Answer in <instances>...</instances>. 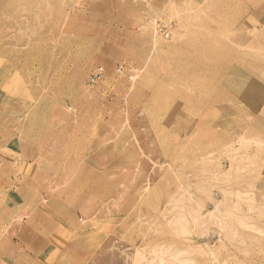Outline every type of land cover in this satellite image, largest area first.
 Listing matches in <instances>:
<instances>
[{
	"label": "rangeland",
	"instance_id": "rangeland-1",
	"mask_svg": "<svg viewBox=\"0 0 264 264\" xmlns=\"http://www.w3.org/2000/svg\"><path fill=\"white\" fill-rule=\"evenodd\" d=\"M0 264H264V0H0Z\"/></svg>",
	"mask_w": 264,
	"mask_h": 264
}]
</instances>
